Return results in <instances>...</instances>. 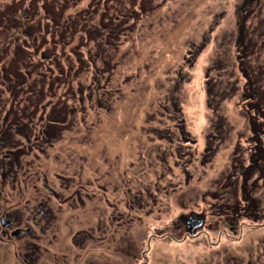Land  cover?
Segmentation results:
<instances>
[{"label": "rangeland", "instance_id": "rangeland-1", "mask_svg": "<svg viewBox=\"0 0 264 264\" xmlns=\"http://www.w3.org/2000/svg\"><path fill=\"white\" fill-rule=\"evenodd\" d=\"M247 1L0 0V123L9 99L14 111L37 99L42 129L57 134L43 133L25 169L46 181L60 244L101 222L89 264L99 252L101 264H264L263 180L260 209L233 215L255 140L264 143L253 131L264 80L256 91L244 76L264 73V0ZM221 206L229 212L213 213ZM191 213L208 225L176 234ZM130 247L149 251L136 260Z\"/></svg>", "mask_w": 264, "mask_h": 264}, {"label": "flooded vegetation", "instance_id": "flooded-vegetation-1", "mask_svg": "<svg viewBox=\"0 0 264 264\" xmlns=\"http://www.w3.org/2000/svg\"><path fill=\"white\" fill-rule=\"evenodd\" d=\"M247 2L250 3L251 0ZM240 29L242 32L245 29L242 24ZM35 39L36 37H34ZM251 44L252 42L248 43L247 46L249 47ZM55 50L53 49L50 53L54 55V62L58 61ZM41 55L43 54L41 53ZM70 71L71 68H68L67 71L62 70V73L67 72V76H70ZM248 72L251 71L248 70ZM254 78L256 77L251 78V75H249V83L252 86H254ZM252 97L257 101V103L253 104V107L260 111L262 109L261 100L263 101L264 98L262 99L261 95H253ZM8 103H10L9 109L4 111L0 123V264H59V261L69 262L68 264H89L88 253L83 255V252L89 250L88 241L93 238L91 233L100 231L101 222L95 228L87 226V228L73 231L70 235V245L63 246L60 244L57 238L58 228L55 223L57 211L49 205L50 196L43 195L42 192V186L46 184V181H42L41 173L31 175L25 169V166L31 162L26 160L25 156L27 157L31 153L32 156H40L43 133L48 137H54L57 134L56 131L50 127L42 129V114L41 108L37 104V99H18L17 104L21 106L20 111H14L16 99H9ZM30 106H34V109L32 112H27L26 110ZM55 112L56 114L53 115L58 114L57 111ZM262 115L264 116V112H262ZM33 117L35 121L32 120ZM53 122L50 121L48 124H53ZM254 129L263 135L264 121L257 128L254 126ZM257 141L259 144L252 150L250 163L246 165L245 162L241 161V163L245 164L243 173L245 180L242 186L246 193L244 197L246 202L243 208L242 205L238 204L237 207H233V215L235 216L242 215L241 211H244L246 215H251L252 211L260 209V206H258L259 199L255 197L254 192L259 188L260 180H263L264 184V162H262L264 161V143L262 144L263 141L259 139ZM243 156L245 159V155ZM35 157L34 159H37ZM251 172L258 174V177L251 180V176H249L250 178L247 182L248 178L246 175H250ZM47 189L55 198L58 197V194L51 187H47ZM134 197L137 199V194ZM74 200L78 202L81 199L78 197ZM131 207L133 205H130ZM227 208L229 206L213 208V213L227 214L229 212ZM121 218L122 214H119V219ZM232 218H226L225 220H229L230 224H232V220H234ZM256 218L257 216H255ZM192 219L201 228L208 225L204 213H191L187 218L182 215L180 220H176L173 231L177 234V229H182V231L185 230L187 236L194 235L195 230L191 232L189 228L190 225H194ZM217 224L218 222H210L209 228L218 227ZM228 226L233 230L231 225ZM225 231H222V233ZM58 244L61 250H59ZM94 247L101 248V245ZM75 248L79 253L77 251L67 252ZM133 250L130 247L128 253L136 260L147 251L146 249L138 254V250L134 248ZM225 258L232 260L236 264H246V261L239 259L238 256L232 255ZM96 259L97 264H101V252L96 256ZM238 260L241 262H238ZM138 264H142V261ZM247 264H259V262L248 261Z\"/></svg>", "mask_w": 264, "mask_h": 264}, {"label": "trees", "instance_id": "trees-1", "mask_svg": "<svg viewBox=\"0 0 264 264\" xmlns=\"http://www.w3.org/2000/svg\"><path fill=\"white\" fill-rule=\"evenodd\" d=\"M250 46H251V45H250ZM250 46H249V47H250ZM250 71H251V72L254 71V72L252 73V76H253V77H254V76H255V77L257 76V74L255 73V71H256L255 68L251 69ZM251 72H250V73H251ZM258 74H259V77H260V78H257V77L254 78L255 81H254V86H253V87H254L255 89L258 88V86H257V82H258V83H261L262 80H264V79H263V78H264V73H263V71H259ZM260 74H261V75H260ZM261 84H262V83H261ZM262 85H263V84H262ZM261 88H262V87H261ZM208 91L213 92V90H209V89H208ZM211 95H213V94L209 93V96H211ZM209 99H210V98H209ZM209 105H210V107H212V106H211V102H210ZM220 213H221V212H220ZM223 214H224V213H223ZM178 225H179V224H178ZM203 232H204V231H203ZM205 235H209V234H208L207 232H206V233H203V236H205ZM191 236H192V235H191ZM148 250H149V247H147V251H148Z\"/></svg>", "mask_w": 264, "mask_h": 264}, {"label": "clouds", "instance_id": "clouds-1", "mask_svg": "<svg viewBox=\"0 0 264 264\" xmlns=\"http://www.w3.org/2000/svg\"><path fill=\"white\" fill-rule=\"evenodd\" d=\"M243 72H244V71H243ZM252 73H253V72H251V73H250V72H248V73L244 72V76L247 77L248 81H249V75H251V78L253 77V76H252ZM251 86H252V85H251ZM252 87H253V86H252ZM256 90H258V89H256ZM251 99H254V97L251 96ZM253 131H254L255 133H257L258 135H261L256 129H254V127H253ZM262 136L264 137V134H263ZM257 140H258V139H256L255 141L258 143ZM257 145H258V144H256L255 147H257Z\"/></svg>", "mask_w": 264, "mask_h": 264}, {"label": "water", "instance_id": "water-1", "mask_svg": "<svg viewBox=\"0 0 264 264\" xmlns=\"http://www.w3.org/2000/svg\"><path fill=\"white\" fill-rule=\"evenodd\" d=\"M190 218H191V217H190ZM190 221H191V220H190ZM190 221H189V222H190ZM192 221H193L194 225H190L189 228H190V231H191V232H194V228L196 227V224H195V221H194L193 219H192ZM197 222H198V221H197ZM197 222H196V223H197Z\"/></svg>", "mask_w": 264, "mask_h": 264}]
</instances>
